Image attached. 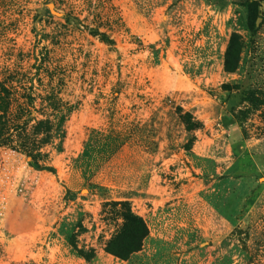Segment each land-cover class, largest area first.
<instances>
[{"label":"rangeland","instance_id":"rangeland-1","mask_svg":"<svg viewBox=\"0 0 264 264\" xmlns=\"http://www.w3.org/2000/svg\"><path fill=\"white\" fill-rule=\"evenodd\" d=\"M0 81L67 112L55 173L0 147V264H264V0H0ZM110 200L149 230L127 260Z\"/></svg>","mask_w":264,"mask_h":264},{"label":"trees","instance_id":"trees-1","mask_svg":"<svg viewBox=\"0 0 264 264\" xmlns=\"http://www.w3.org/2000/svg\"><path fill=\"white\" fill-rule=\"evenodd\" d=\"M42 99L44 107L49 110V114H43V118H34L31 112L21 105L13 112L14 93L5 82L0 81V147L11 148L30 158L29 164L38 171L55 173V168L49 164L50 156L45 152V148L55 139L60 138L61 141L64 138L63 127L67 112L64 111L58 94L50 92ZM26 100L29 107H34L35 97L29 95ZM180 115L188 134L186 149L190 150L196 141L193 133L200 128V123L189 112ZM123 141L125 143L128 140ZM121 147L120 145L118 148ZM107 206L115 212L117 219L122 220V225L116 235L108 241L106 251L127 260L142 249L149 236L148 227L144 220L133 212L128 200H110L105 202L104 207ZM70 245L78 256L84 257L87 261L96 258L94 250L87 252L79 248L74 237H71Z\"/></svg>","mask_w":264,"mask_h":264},{"label":"bare ground","instance_id":"bare-ground-1","mask_svg":"<svg viewBox=\"0 0 264 264\" xmlns=\"http://www.w3.org/2000/svg\"><path fill=\"white\" fill-rule=\"evenodd\" d=\"M53 8V7H52Z\"/></svg>","mask_w":264,"mask_h":264}]
</instances>
